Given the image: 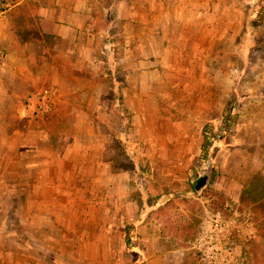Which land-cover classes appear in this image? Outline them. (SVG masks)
<instances>
[{"label": "rangeland", "instance_id": "1", "mask_svg": "<svg viewBox=\"0 0 264 264\" xmlns=\"http://www.w3.org/2000/svg\"><path fill=\"white\" fill-rule=\"evenodd\" d=\"M134 4L135 22L119 24L130 10L103 0L93 26L96 88L84 110L97 119H71V134L48 137L53 146L45 141L34 167L21 169L18 153L1 156L0 241L10 257L0 264H201L195 246L205 221L230 206L251 212L247 264H264V200L231 184L246 176L245 154L230 160L236 127L217 139L228 111L237 117L245 98L264 92V0ZM11 106H0L2 125L15 124ZM204 132L219 141L213 155L201 152ZM209 166L215 175L192 191Z\"/></svg>", "mask_w": 264, "mask_h": 264}, {"label": "crops", "instance_id": "2", "mask_svg": "<svg viewBox=\"0 0 264 264\" xmlns=\"http://www.w3.org/2000/svg\"><path fill=\"white\" fill-rule=\"evenodd\" d=\"M4 2L9 3L10 10L8 21L0 25V106L8 103L13 106L11 119L15 124L2 125L0 117V158L18 153L21 169H28L40 162L45 141L48 147L53 146L48 137L71 134V119H76L77 115L97 119V116L93 118L94 110H84V105L89 103L88 91L96 88L90 58L97 37L93 26L102 17L99 14L103 0ZM134 3L135 0H115L116 8H121L122 12L130 10L128 17H125V12L118 16L119 24L135 22ZM106 7L110 8L109 5ZM26 35L29 38H25ZM94 95L97 109L103 96L102 93ZM254 103L260 107L251 106ZM243 104L246 106L235 120L237 134L232 139L235 146H230L234 151L230 153V160H236L239 153H244L246 176L243 181L235 176L230 179L232 185L246 186L250 200L257 203L264 200V92L259 100L251 95L245 98ZM48 111L45 119L23 125L28 121L25 117H39ZM50 120L63 122L65 128L49 130L43 123ZM25 155L33 160L23 161ZM3 164L0 159V169ZM239 168L235 163L227 166L229 172L235 175ZM209 180L210 175L206 186ZM239 193L236 195L238 200L242 191ZM13 235L12 231H6V236ZM7 250L0 241L2 262H7L10 257Z\"/></svg>", "mask_w": 264, "mask_h": 264}, {"label": "built area", "instance_id": "3", "mask_svg": "<svg viewBox=\"0 0 264 264\" xmlns=\"http://www.w3.org/2000/svg\"><path fill=\"white\" fill-rule=\"evenodd\" d=\"M10 5H0V24L8 21ZM227 216H210L195 246L201 264H247V243L252 233L250 212H237L229 207Z\"/></svg>", "mask_w": 264, "mask_h": 264}, {"label": "trees", "instance_id": "4", "mask_svg": "<svg viewBox=\"0 0 264 264\" xmlns=\"http://www.w3.org/2000/svg\"><path fill=\"white\" fill-rule=\"evenodd\" d=\"M25 38H29V36L26 35ZM232 108L234 109V107H232ZM230 112L231 111H228V114L225 115V118L223 120L224 124L222 126V132H221L220 136L217 138L218 140L223 139L226 132L235 126L236 114L231 115ZM215 138L216 137L214 135L212 136L210 133L204 132L203 141L201 144V152L203 153V155L208 154V152L211 151L210 150L211 148L213 149L211 151V154L213 155L215 150H217L219 148V146L217 145V143L219 141L215 140ZM202 175H203V173H202ZM214 175H215V172L212 169L210 172V176L213 177ZM194 186L191 187V190L195 192L196 190H195ZM131 229H132V226H125V229H124V243L126 244L127 247L131 246V244H132L131 243V237H130Z\"/></svg>", "mask_w": 264, "mask_h": 264}, {"label": "water", "instance_id": "5", "mask_svg": "<svg viewBox=\"0 0 264 264\" xmlns=\"http://www.w3.org/2000/svg\"><path fill=\"white\" fill-rule=\"evenodd\" d=\"M202 173L203 175L196 180L194 186L196 192H200L206 186L210 175V167L203 169Z\"/></svg>", "mask_w": 264, "mask_h": 264}]
</instances>
